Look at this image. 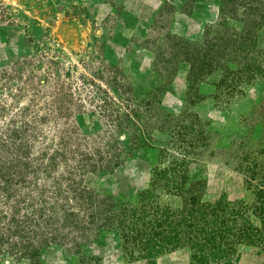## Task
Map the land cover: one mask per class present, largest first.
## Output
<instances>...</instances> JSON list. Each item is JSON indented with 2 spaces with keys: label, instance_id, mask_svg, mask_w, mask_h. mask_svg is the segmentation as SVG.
<instances>
[{
  "label": "rangeland",
  "instance_id": "rangeland-1",
  "mask_svg": "<svg viewBox=\"0 0 264 264\" xmlns=\"http://www.w3.org/2000/svg\"><path fill=\"white\" fill-rule=\"evenodd\" d=\"M126 4L0 0V264H264V0Z\"/></svg>",
  "mask_w": 264,
  "mask_h": 264
},
{
  "label": "crops",
  "instance_id": "crops-1",
  "mask_svg": "<svg viewBox=\"0 0 264 264\" xmlns=\"http://www.w3.org/2000/svg\"><path fill=\"white\" fill-rule=\"evenodd\" d=\"M126 2L128 12L133 10L130 13L131 16H129L130 20L128 23L130 24L142 23L147 25L149 20V23H152V19L162 9L168 7L174 12V17L181 16L183 17L182 20L185 23L187 22L185 28L178 29V33L181 36H190L202 32L205 27L214 23L217 15L215 0H126ZM144 8L149 9L147 15H143L141 12V9ZM189 18L194 24L193 27H190L192 25L189 23ZM136 33V31H130L129 37L134 36Z\"/></svg>",
  "mask_w": 264,
  "mask_h": 264
},
{
  "label": "trees",
  "instance_id": "trees-1",
  "mask_svg": "<svg viewBox=\"0 0 264 264\" xmlns=\"http://www.w3.org/2000/svg\"><path fill=\"white\" fill-rule=\"evenodd\" d=\"M214 227V230H213ZM217 227V221H215L214 225L212 226V228H209V233L204 234L205 229H201L202 234H204V236L201 237L200 242L202 241L203 243H205V249H207L209 257H215L216 255H224L225 252L222 250L225 249H230L233 245V243H235V240L229 235H225L226 232L222 231V230H215ZM204 228V227H203ZM211 254V255H210ZM207 255H202V256H194V259L196 260V264H201V262L206 259Z\"/></svg>",
  "mask_w": 264,
  "mask_h": 264
}]
</instances>
